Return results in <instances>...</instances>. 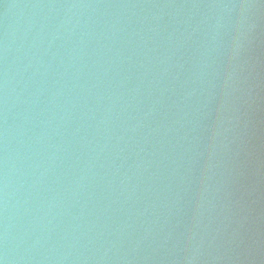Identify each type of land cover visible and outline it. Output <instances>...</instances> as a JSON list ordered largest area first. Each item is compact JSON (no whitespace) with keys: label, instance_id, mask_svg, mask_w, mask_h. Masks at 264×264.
I'll list each match as a JSON object with an SVG mask.
<instances>
[{"label":"water","instance_id":"water-1","mask_svg":"<svg viewBox=\"0 0 264 264\" xmlns=\"http://www.w3.org/2000/svg\"><path fill=\"white\" fill-rule=\"evenodd\" d=\"M0 264H264V0H0Z\"/></svg>","mask_w":264,"mask_h":264}]
</instances>
